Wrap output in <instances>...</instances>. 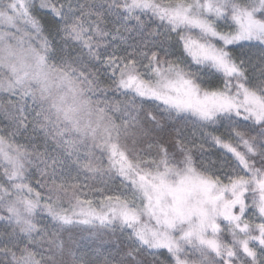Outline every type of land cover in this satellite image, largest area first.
Segmentation results:
<instances>
[{
	"label": "snow or ice",
	"instance_id": "snow-or-ice-1",
	"mask_svg": "<svg viewBox=\"0 0 264 264\" xmlns=\"http://www.w3.org/2000/svg\"><path fill=\"white\" fill-rule=\"evenodd\" d=\"M0 264H264V0H0Z\"/></svg>",
	"mask_w": 264,
	"mask_h": 264
}]
</instances>
